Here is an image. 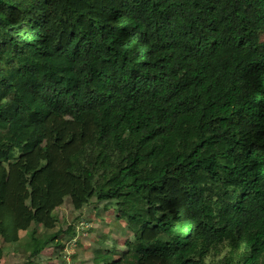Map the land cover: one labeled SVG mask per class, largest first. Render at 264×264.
<instances>
[{
    "label": "trees",
    "instance_id": "obj_1",
    "mask_svg": "<svg viewBox=\"0 0 264 264\" xmlns=\"http://www.w3.org/2000/svg\"><path fill=\"white\" fill-rule=\"evenodd\" d=\"M262 35L264 0H0V241L115 202L95 264H264Z\"/></svg>",
    "mask_w": 264,
    "mask_h": 264
},
{
    "label": "rangeland",
    "instance_id": "obj_2",
    "mask_svg": "<svg viewBox=\"0 0 264 264\" xmlns=\"http://www.w3.org/2000/svg\"><path fill=\"white\" fill-rule=\"evenodd\" d=\"M261 37L264 41V35ZM111 205L112 208L109 210H104L105 207L95 209L91 206L87 208L83 213V216L86 218L85 221L76 222L78 225V235L74 241L66 243L64 249L58 248V250H56L54 247H49L50 249L44 250L40 256H38L37 262L40 264H95L93 262V250L97 249L100 245L108 249L116 242L122 247L121 249H124L123 246H125L126 242L129 241V238L132 236L127 224L124 221L119 223V213L115 202ZM57 213L67 219V223L75 222L74 218L79 216V213L72 212L66 205L61 207ZM104 237H106V239H104ZM97 240H99V243H96ZM229 250V248L224 250L219 258L212 261L219 264V261L229 254ZM24 251V248L19 244L6 248V253L9 252L17 255L19 262L16 264L27 263ZM60 252H62V254H60ZM106 256L108 261L118 259L112 255ZM1 264H11V262L4 258Z\"/></svg>",
    "mask_w": 264,
    "mask_h": 264
},
{
    "label": "crops",
    "instance_id": "obj_3",
    "mask_svg": "<svg viewBox=\"0 0 264 264\" xmlns=\"http://www.w3.org/2000/svg\"><path fill=\"white\" fill-rule=\"evenodd\" d=\"M25 236H26V232H21L20 233L21 239L24 238ZM12 245H18V244H12ZM12 245H5V244L3 245V243L0 241V247H2V250H3V256L0 257L1 263H2V261H3L4 258H6L7 260H9V262H11V264H16L17 262H19L16 254L9 253V252L6 253V248H9V246H12Z\"/></svg>",
    "mask_w": 264,
    "mask_h": 264
}]
</instances>
